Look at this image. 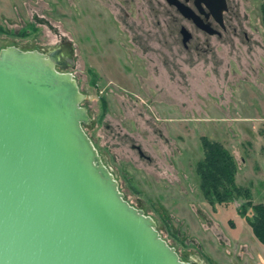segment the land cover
I'll return each mask as SVG.
<instances>
[{"label": "rangeland", "instance_id": "1", "mask_svg": "<svg viewBox=\"0 0 264 264\" xmlns=\"http://www.w3.org/2000/svg\"><path fill=\"white\" fill-rule=\"evenodd\" d=\"M234 3L237 34L187 50L179 34H158L152 11L150 34H133L102 0H0V49L73 43L87 133L125 198L192 264H264L252 225L264 205V0ZM126 11L139 22L136 7ZM203 137L229 149L248 193L205 196Z\"/></svg>", "mask_w": 264, "mask_h": 264}, {"label": "water", "instance_id": "2", "mask_svg": "<svg viewBox=\"0 0 264 264\" xmlns=\"http://www.w3.org/2000/svg\"><path fill=\"white\" fill-rule=\"evenodd\" d=\"M74 55L70 40L0 49V264H192L125 198L87 133Z\"/></svg>", "mask_w": 264, "mask_h": 264}, {"label": "flooded vegetation", "instance_id": "3", "mask_svg": "<svg viewBox=\"0 0 264 264\" xmlns=\"http://www.w3.org/2000/svg\"><path fill=\"white\" fill-rule=\"evenodd\" d=\"M107 6L117 10L121 22L128 24L133 34H150L144 25V13L152 11L158 17V34H179L185 49L190 50L193 41L211 45L209 37L223 38L226 34H237L235 24L237 4L234 0H102ZM136 7L138 21L130 19L126 8ZM110 7V8H111ZM115 10V11H116ZM114 11V12H115ZM125 12V15H122ZM141 22V26L137 23ZM141 30L143 31H140ZM184 34H191L185 42ZM60 46V45H58ZM57 46V47H58ZM198 48V47H196Z\"/></svg>", "mask_w": 264, "mask_h": 264}, {"label": "trees", "instance_id": "4", "mask_svg": "<svg viewBox=\"0 0 264 264\" xmlns=\"http://www.w3.org/2000/svg\"><path fill=\"white\" fill-rule=\"evenodd\" d=\"M264 20V3L262 6ZM205 156L198 162L197 172L200 186L207 198L214 202L230 201L234 195L249 192L248 188L236 184L238 166L229 149L218 141L203 137ZM256 217L252 225L257 236L264 242V205H256Z\"/></svg>", "mask_w": 264, "mask_h": 264}]
</instances>
